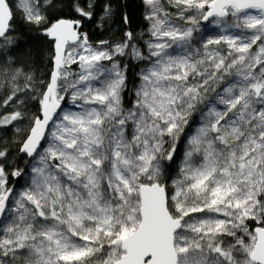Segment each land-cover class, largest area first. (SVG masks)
Masks as SVG:
<instances>
[{
  "label": "snow or ice",
  "instance_id": "obj_1",
  "mask_svg": "<svg viewBox=\"0 0 264 264\" xmlns=\"http://www.w3.org/2000/svg\"><path fill=\"white\" fill-rule=\"evenodd\" d=\"M141 3L146 54L127 11L116 43L84 31L112 22V0H0V106L38 105L0 117V134L27 119L19 153L32 160L11 169L27 178L14 194L0 148V264H264V0ZM202 21L220 34L198 35ZM17 23L52 51L20 64ZM45 56L47 81L34 70ZM117 57L148 62L139 84Z\"/></svg>",
  "mask_w": 264,
  "mask_h": 264
},
{
  "label": "trees",
  "instance_id": "obj_2",
  "mask_svg": "<svg viewBox=\"0 0 264 264\" xmlns=\"http://www.w3.org/2000/svg\"><path fill=\"white\" fill-rule=\"evenodd\" d=\"M103 0H101V3ZM113 6L117 10L116 16L113 18L112 22H110L109 25H107L103 31H99L95 28L94 25L91 24V22H86L87 26L84 28V31L89 33L90 40L93 43H96L99 40H108L111 43H116L123 39V33L125 30V26L120 22V13L121 11H127L130 17L132 18L131 28L135 33H145L147 30V22L144 19L145 14V6L141 3V0H112ZM126 4L127 7L124 8L123 5ZM97 11L99 12L100 9L97 8ZM18 38L21 40V44L19 47L15 50L13 53L14 56H16L18 62L22 65L27 64V56L26 53L28 51H35L37 49L44 50L45 52H51L52 51V45L51 42L47 39L40 37L39 33L36 32L31 27H25L20 23H17L16 25ZM144 36V35H143ZM143 38V37H142ZM142 38H138V44L141 45ZM117 59L120 60L121 64L127 63L129 65V87L131 88L133 84H139L138 78L134 75L136 72L140 71V69L143 68L142 62L140 61H132L127 57H117ZM0 63H3V60L0 59ZM73 67H75L73 65ZM51 68V64L47 57L43 60H41L36 66L35 71L44 77L45 81H47L48 72ZM11 91V86H0V105L3 104L4 99ZM22 95V94H21ZM132 97L129 96L127 93L125 94V100L124 104L125 107H131ZM63 103V107L65 106V102ZM26 110L31 115L33 113L38 114L37 108L38 105L36 104L35 100H25V104H19L18 102L15 104H10L9 106H0V117L7 115L13 111L16 110ZM194 122L195 120L188 123V127L186 128L185 135L181 136V145H184L185 138L187 135H190V133L194 129ZM14 124H19L21 131L16 132L12 125H8L5 129L2 130V134H0V148H6L9 152V158L12 161V163L5 165L6 172H8V187H14L15 189L17 187H20L22 185L21 179H19L17 182H14L11 175V169L19 166L21 168H24L25 171L28 169V164L32 162V160L28 159L27 157H19V147L20 144L23 141L24 136L26 135L29 127V123L27 119L25 121H17L13 122ZM179 156L176 159V164L173 166V168L170 170L169 175L172 178H175V176L178 174L179 164L181 160L183 159V147L178 148ZM165 179L169 181V176L166 175ZM254 223V222H250Z\"/></svg>",
  "mask_w": 264,
  "mask_h": 264
},
{
  "label": "rangeland",
  "instance_id": "obj_3",
  "mask_svg": "<svg viewBox=\"0 0 264 264\" xmlns=\"http://www.w3.org/2000/svg\"><path fill=\"white\" fill-rule=\"evenodd\" d=\"M167 6V5H166ZM170 11H175V9H170ZM249 11H251V12H255V10H249ZM146 22H147V29H148V26H149V22L146 20ZM176 23H179V24H182L183 23V21H180V20H176L175 21ZM201 33L200 34H198V35H201V34H203L204 32H207L208 34H211V35H219L220 33H219V30H217V29H214V28H212V27H210L209 25H208V23L207 22H201ZM233 31V34H235V32H236V30L235 29H233L232 30ZM149 39V36L147 35V30L145 31V33H144V36H143V38H142V41H141V45H140V47L144 50V52H145V54L147 53V48H146V46H145V44H144V41H146V40H148ZM221 49H226V45H223V44H221L220 46H219ZM177 51H179V49H177ZM253 51H255V47L253 48ZM142 62V64L141 65H143V67L145 66V64L146 63H148L147 61H140V63ZM105 64H109L110 62H108V61H105L104 62ZM73 65L75 66V67H73ZM71 67H72V69H75V70H79L78 69V67H77V65L76 64H73ZM228 79H232L231 77H229ZM221 87H223V85H221ZM217 92L218 91H220V89L219 88H217V90H216ZM215 95H216V93L215 92H209L208 93V96L205 98V101H204V103H202V104H200V105H198V109L199 110H203L204 108H205V106L212 100V99H214V97H215ZM65 106L63 107V109L65 110V111H67V110H73V111H76V110H79V109H76L72 104H71V102H70V100L66 97L65 98ZM222 107V106H221ZM199 116H200V111H196L193 115H192V117H190V119H189V122H191V121H193V120H195V122H194V129H193V131L192 132H194V130H195V126H197V123H198V121H199ZM188 127V125L186 126V128ZM186 128H185V133H186ZM192 132L190 133V134H192ZM26 180H27V178H25L23 181H22V185L20 186V187H17L16 189L14 188V194L15 193H17L19 190H21L22 189V186L26 183ZM6 222V221H5Z\"/></svg>",
  "mask_w": 264,
  "mask_h": 264
},
{
  "label": "water",
  "instance_id": "obj_4",
  "mask_svg": "<svg viewBox=\"0 0 264 264\" xmlns=\"http://www.w3.org/2000/svg\"><path fill=\"white\" fill-rule=\"evenodd\" d=\"M61 108L63 109V103L61 104ZM41 143L44 144L43 141H42ZM38 151H39V149H38ZM19 157H22V154H19ZM27 158H28V157H27ZM28 159L31 160V158H28ZM12 179L14 180V182H17V181L19 180V178H15V177H13V176H12ZM12 190H13V193H14V187H12ZM10 199H11V198H10Z\"/></svg>",
  "mask_w": 264,
  "mask_h": 264
}]
</instances>
